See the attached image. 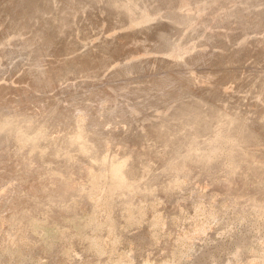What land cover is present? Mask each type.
<instances>
[{"label":"rangeland","instance_id":"1","mask_svg":"<svg viewBox=\"0 0 264 264\" xmlns=\"http://www.w3.org/2000/svg\"><path fill=\"white\" fill-rule=\"evenodd\" d=\"M100 1L70 0L78 13L55 38L50 13L20 14L18 30L11 15L28 9L0 0V264H264V165L253 156L264 160V140L234 154L235 139L215 134L226 112L264 135V25H250L264 0H224L214 19L202 0L162 2L137 28L125 0ZM44 32L54 40L41 49ZM74 54L88 57L81 69L56 59ZM123 158L120 177L104 175L106 201L87 187L61 199L88 184L87 169Z\"/></svg>","mask_w":264,"mask_h":264},{"label":"bare ground","instance_id":"2","mask_svg":"<svg viewBox=\"0 0 264 264\" xmlns=\"http://www.w3.org/2000/svg\"><path fill=\"white\" fill-rule=\"evenodd\" d=\"M17 1H21V3H24L25 7L28 9L29 12H17V14H14L11 15L12 16V19H10V25L11 24H14L15 26V29L17 28L18 30L21 29L19 28L20 25H21V19H20V14H28V17H34V16H38L39 14H45V13H50V16H49V19L47 20V25H49V27H56L57 28V31L52 30V32L55 33V38L57 36H60V34L63 33V31L65 30V28H68L70 27L71 25H73L72 21H73V18L74 16L78 13L76 11H73L72 9V6L70 5V0H69V3H68V7H63V8H57V7H54L52 6V1L49 0V1H46V6L44 4V6H40L37 2V0H17ZM23 1V2H22ZM61 1V0H60ZM74 1V0H73ZM89 1V0H88ZM100 1V0H99ZM122 0H104V2H111L112 4L118 5V3H120ZM126 1V4H125V7H124V10L126 14L128 15H134L135 16V19L132 21V23L129 25V28H137V27H146L144 26L145 24H149L150 21H152L153 19H157L159 18V13L158 15L155 14V12H153V5L155 4H161L162 2H174V4L177 5L176 8L179 9V0H167V1H157V0H125ZM148 1V2H147ZM151 1V2H150ZM155 1V2H154ZM184 1H188V0H184ZM201 1V0H200ZM224 0H202V3H200L201 7L199 8V12H202L203 14L205 12H211V16L212 18L214 19V16L220 12L221 10L224 11V12H227V4L226 6L221 4ZM226 1V0H225ZM229 1V0H228ZM232 1V0H231ZM240 1V0H239ZM242 3L241 4H244L246 3L245 1H248V0H241ZM16 2V1H15ZM45 2V0H44ZM101 2V1H100ZM99 2V3H100ZM20 3V2H19ZM18 3V5H19ZM123 3V2H122ZM227 3V2H226ZM11 4H12V1H11ZM9 2H7L4 6V10L8 9L10 6L14 5L15 3L13 2V4L11 5ZM74 4V2H73ZM152 4V5H151ZM91 5V4H90ZM116 5V7H118ZM121 5V4H120ZM74 6V5H73ZM172 6V4H171ZM18 7V6H17ZM99 7V5H98ZM23 8V7H22ZM121 8V7H120ZM170 8V7H169ZM174 8V7H173ZM86 9V8H85ZM172 9V8H171ZM87 10V9H86ZM123 10V9H121ZM168 10V9H167ZM177 10V9H176ZM260 11V9H255L254 11H252L255 15L252 16V18L250 19V25H252L253 27H261L264 25V20L262 18H260V16L258 15V12ZM10 12V11H9ZM14 12V11H12ZM35 12V13H33ZM53 12H59L58 14H54ZM171 12V11H170ZM19 13V14H18ZM207 15V14H206ZM27 16V15H26ZM46 16V15H45ZM161 16V15H160ZM133 17V16H132ZM24 18V16H23ZM45 18V17H43ZM130 18V17H129ZM76 19V17H75ZM131 19V18H130ZM133 19V18H132ZM203 20V19H202ZM153 22V21H152ZM194 23V22H193ZM204 23V22H203ZM23 24V22H22ZM152 24V23H151ZM191 24V23H190ZM189 24V25H190ZM46 25V24H45ZM192 25V24H191ZM197 25V24H196ZM195 23H194V27L196 26ZM44 26V25H43ZM76 26V25H75ZM193 26V25H192ZM190 26V27H192ZM200 26V25H199ZM198 26V27H199ZM207 26V25H206ZM149 27V26H148ZM189 27V26H188ZM75 28V27H74ZM46 29H49V28H46ZM45 29V30H46ZM53 29V28H52ZM199 29V28H198ZM74 30V29H73ZM124 30V28H123ZM128 30V29H127ZM223 30V29H222ZM47 32V31H46ZM46 32H44L41 36V39H40V43H38V45L40 46L41 45V49H43L44 47H48L50 46V42H53L54 38H52L51 36H48L46 34ZM204 32V31H203ZM224 34V32H223ZM222 35V34H221ZM73 36V35H72ZM224 36V35H222ZM228 36V35H227ZM17 38V37H16ZM114 37H110L109 40L110 41H113ZM232 39V38H231ZM241 39V38H240ZM239 39V41H241ZM247 39V38H246ZM69 40V39H68ZM126 41V40H125ZM62 42V41H61ZM109 42V41H108ZM121 42V41H120ZM132 42V41H131ZM235 43V42H234ZM239 43V42H238ZM241 43V42H240ZM239 43V44H240ZM73 44V43H72ZM109 44V43H108ZM173 44V43H172ZM187 44V43H186ZM191 44V43H190ZM242 44V43H241ZM234 45V44H233ZM237 45V44H236ZM34 46V45H33ZM36 47V45H35ZM67 47V46H66ZM194 47V45H182V44H177L175 47H174V52H172L170 55L173 57V58H179V52H181V54L183 53H187L189 52L192 48ZM24 49H27V45H25V47H22ZM31 48V47H30ZM34 49V48H33ZM31 50V49H30ZM36 50V49H35ZM92 51H94V48L91 49ZM101 50V48L99 50H95L94 52L95 53H99ZM230 51V50H229ZM214 52V51H213ZM31 53V52H30ZM215 53V52H214ZM8 54V53H7ZM221 54V53H220ZM80 55V54H78ZM86 55V54H85ZM88 55V54H87ZM98 55V54H97ZM219 55V54H218ZM223 55V54H222ZM63 56V55H62ZM81 56V55H80ZM93 56V55H91ZM89 56V57H91ZM221 56V55H219ZM4 57V56H3ZM79 58V59H78ZM86 59H83L81 57H77V54L75 55H67V56H63L61 57V55H58L56 57V59H59V60H75L74 61V64H75V67L76 70H78L81 66H79L78 64L81 63L82 61H86L88 59V57H85ZM174 60V59H173ZM89 61V60H88ZM81 69V68H80ZM58 71V70H56ZM126 71V70H125ZM128 71V70H127ZM55 72V70L53 71ZM123 72V71H122ZM56 73V72H55ZM128 74V72H126ZM125 73V75H126ZM89 75V74H88ZM184 78V77H183ZM160 81V80H159ZM264 87V86H263ZM184 90L185 91H189V87L188 86H185L184 87ZM210 108V107H209ZM56 110V109H55ZM57 111V110H56ZM216 111V110H215ZM221 111V110H220ZM225 111V110H224ZM212 112V110H211ZM233 113V112H232ZM221 115L222 118H224V121L227 125H220L217 130L215 131L217 133L219 132H223L224 134H227L229 136H231L232 138L235 139L236 143L233 147V152L234 154H242L244 152H246V149H244V146L242 145L243 140L244 139H259L261 138L262 140H264V135H262L260 133V129H254V128H251L249 127L247 124H246V119L241 117V116H238V115H235V114H230V113H226V112H222V113H219ZM239 114V113H238ZM83 116V115H81ZM85 116V115H84ZM245 117V116H244ZM263 119H264V115L262 114L261 116ZM213 117L210 116V119H212ZM26 122L29 123V124H32L34 122V119L31 118V117H27L25 118ZM85 119L82 118V117H79L77 119V123L79 125H84L85 124ZM198 121L203 123V124H208L209 123V119L205 116H203V114H199L198 116ZM246 121V122H245ZM46 124H43L42 126L45 127ZM262 128V127H261ZM264 128H262L263 130ZM258 130H260L258 132ZM78 132H81L80 130H78ZM163 138V137H162ZM249 139V140H251ZM195 139H189L188 140V143L190 142H193ZM200 142H201V139H198ZM160 141L164 142V143H168L170 141V138L167 137V139H161ZM160 143V142H158ZM246 143V142H245ZM244 143V144H245ZM262 143V142H261ZM162 144V143H161ZM257 144V142L255 143ZM159 145V144H158ZM248 145V144H247ZM253 145V144H252ZM261 145V144H260ZM145 146V145H143ZM160 146V145H159ZM162 147V146H161ZM159 147V149L161 148ZM147 148V147H146ZM146 148H141L142 151H147ZM149 148V147H148ZM179 148V146H178ZM260 148V147H259ZM264 148V146H263ZM150 149V148H149ZM157 149V148H156ZM262 149V148H261ZM136 151V150H134ZM149 151V150H148ZM147 151V152H148ZM153 151V150H152ZM160 151V150H159ZM262 151V150H261ZM161 152V151H160ZM157 153V151H156ZM159 153V152H158ZM258 153V152H257ZM155 155V154H154ZM236 156V155H235ZM254 157L257 158V162L258 163H261L264 165V160H261L256 153L253 154ZM234 157V156H232ZM125 158L119 160L117 162L116 165H113V168L112 166L110 167H106L105 169L102 170V172H98V173H95L94 171L90 170V169H87V176L89 177V182L88 184H85L83 187H81V185H79L81 188L76 187V185H72V189L70 191V195H64V197L62 198L61 195V199L62 200H65L67 198H76V197H79V196H83V195H86L85 192L87 191V189L91 188H94L95 192H99V195H98V201L96 202H103V201H106L104 200L103 196L100 195V192H102L103 188H102V185L104 183V175L106 173L108 174H112V176H114L115 178L117 177H120V174H121V169H122V166H123V163L125 162L124 161ZM122 162V163H121ZM88 167V166H87ZM86 167V168H87ZM134 169V168H133ZM132 169V170H133ZM62 171V170H61ZM59 170V175L61 177H63V173ZM65 175V174H64ZM69 187V186H67ZM71 187V186H70ZM87 187V189H85ZM70 189V188H69ZM63 193V192H62ZM65 193V192H64ZM108 196V194H106ZM106 196V197H107ZM59 197V196H58ZM59 197V198H60ZM239 199H242V196H238ZM87 198V197H86ZM110 199V197H107V200ZM96 200V199H95ZM94 202V201H93ZM109 202V201H107ZM100 204V203H99ZM98 204V207H100V205ZM107 205V204H106ZM12 211V210H11ZM10 211V212H11ZM13 217V216H12ZM16 219V218H15ZM14 217H13V221H15ZM102 219V218H101ZM100 221H104L105 225L108 224L109 228L112 229L114 227V221L111 217L110 214H108L107 216H105V218H103V220ZM22 220V219H20ZM24 220V219H23ZM22 220V222H23ZM19 221V220H18ZM17 222V220H16ZM22 222H19L20 224H22ZM101 222V223H102ZM13 223V222H11ZM18 223V222H17ZM11 225V224H10ZM14 225V224H13ZM18 224H16L17 226ZM19 226V225H18ZM8 227V226H7ZM13 228L12 226H10V229ZM15 228V227H14ZM203 228V227H202ZM201 229V227H200ZM13 230V229H12ZM10 230V231H12ZM17 230V229H16ZM15 231V229H14ZM18 231V230H17ZM9 232V231H8ZM22 232V231H20ZM15 233V234H14ZM10 235V236H9ZM22 235V234H21ZM21 235H19L20 237H22ZM8 237L9 238H14L16 239L15 237H17L16 235V232H11L10 234H8ZM8 238V239H9ZM14 239L12 241H14ZM21 239V238H20ZM19 239V240H20ZM31 239V238H30ZM18 240V239H17ZM18 240V241H19ZM23 240V239H22ZM26 240V239H25ZM28 242V240H26ZM11 242V241H10ZM22 242H25V241H22ZM16 243V242H14ZM13 243V244H14ZM17 244V243H16ZM18 245H22L21 244H18ZM25 245H26V242H25ZM96 249L98 252H102L103 251V246L100 242H97L96 243ZM26 248V247H25ZM129 262H125L124 264H128ZM164 264H173V262H171L170 260L164 262ZM254 264V263H253Z\"/></svg>","mask_w":264,"mask_h":264}]
</instances>
